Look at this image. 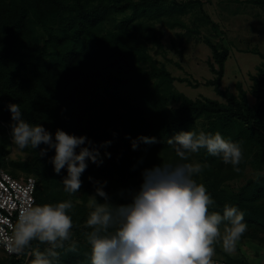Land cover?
<instances>
[{
    "label": "trees",
    "instance_id": "16d2710c",
    "mask_svg": "<svg viewBox=\"0 0 264 264\" xmlns=\"http://www.w3.org/2000/svg\"><path fill=\"white\" fill-rule=\"evenodd\" d=\"M226 1L264 10V0ZM202 4L199 0H0V168L14 177L24 173L36 178V205L72 200V233L80 238L86 240L84 233L91 231L85 227L92 210L87 204L96 181L107 182L104 191L108 195L116 192L118 205L127 204L126 196L137 186L144 169L194 161L202 165L201 173L194 178L206 186L215 201L210 211L223 214L228 204L244 213L248 227L240 243L264 237V174L260 171L256 177L245 179L252 162L258 161L264 168V63L256 75L250 76V93L257 100L252 107L241 83L237 84L238 94L222 88L229 57L226 46L205 38L213 52L214 62L209 66L215 75L205 85L213 87L224 102L176 93L175 81L194 88L201 83L176 79L149 53L150 44L163 47V31L155 27V22L184 28L181 16L196 6L218 33V25L203 11ZM188 33L192 34L190 30ZM171 102L178 105L171 107ZM9 104H19L23 118L32 125H42L53 139L60 129L77 137L86 136L100 151L103 163L97 166L87 161L78 193L64 191L67 169L55 173L50 162L54 149L43 157L39 155L46 145L37 149L28 146L23 150L30 159L11 162L10 171L5 168L4 158L12 142ZM198 121H205L206 127L198 129ZM181 131L220 132L225 139L239 143L243 151L238 166L241 171L235 172L231 164H224L206 149L191 154L188 161L180 160L168 140ZM139 137H155L157 142L138 141V149L133 150L132 143ZM106 152L110 158L104 155ZM242 179L245 182L237 191L224 189L225 184ZM78 243L75 252L68 251L66 244L58 249L59 264H90L87 240ZM42 245L33 241L22 259L5 255L1 264H31L26 261L27 254L34 258L33 249ZM213 260L253 264L246 255Z\"/></svg>",
    "mask_w": 264,
    "mask_h": 264
},
{
    "label": "clouds",
    "instance_id": "9594fccd",
    "mask_svg": "<svg viewBox=\"0 0 264 264\" xmlns=\"http://www.w3.org/2000/svg\"><path fill=\"white\" fill-rule=\"evenodd\" d=\"M12 143L23 150L41 144V157L50 149L55 150L51 159L56 174L67 169L63 180L64 191L75 195L82 187L81 176L88 167L87 161L100 166V151L86 136L77 137L57 129L55 138L42 125L26 121L19 104H9ZM156 143L155 137H139L133 141ZM110 141L106 145H110ZM177 156L188 161L189 156L206 149L207 153L233 166L237 173L243 159L239 143L225 139L220 132L181 131L168 140ZM79 152L77 153V150ZM110 158V153H105ZM142 162V161H141ZM202 171L200 163H177L154 166L142 172L143 183L132 194L131 202L113 204L104 191L107 182H95V195L89 197L92 211L84 233L90 246V264H215V245L221 239L223 225V250L232 254L237 243L247 231L244 213L237 207L224 205L223 214L210 211L215 204L204 184L194 178ZM91 181L92 178L90 177ZM101 198V203L97 198ZM79 203V198L76 200ZM72 200L58 204H29L20 210L13 235L3 238L10 254H23L33 241L46 244L43 251H36L31 264H59L58 249L72 240L73 218L69 214ZM73 241L68 251L75 252Z\"/></svg>",
    "mask_w": 264,
    "mask_h": 264
},
{
    "label": "rangeland",
    "instance_id": "374dc122",
    "mask_svg": "<svg viewBox=\"0 0 264 264\" xmlns=\"http://www.w3.org/2000/svg\"><path fill=\"white\" fill-rule=\"evenodd\" d=\"M177 1L185 3L191 0ZM199 1L203 2V11L218 25L219 32L212 30L211 25L207 24L203 18L201 9L196 6L181 16L180 20L186 25L184 28L180 26L171 28L163 21L155 22V27L163 31V47L159 48L157 45L150 44L149 53L159 64H164L176 79L187 78L201 83L199 87L194 88L187 85V83L175 81L173 90L176 93L185 94L191 99L207 97L224 102V99L217 96L213 87L205 85L206 81L215 78L209 66L210 61L214 62L213 52L206 44L205 38L211 39L216 45H224L229 49V57L225 64L222 88L229 90L233 94H238L237 84L241 83L244 89L248 91L249 104L252 107L255 106L257 100L250 93L253 85L250 76L256 75L258 68L264 63V10L251 4L229 3L226 0ZM189 30L192 32L190 35L188 33ZM177 105L178 103L176 102L170 103L171 107H176ZM206 124L205 121L196 122L198 129L206 127ZM8 149L4 160L6 162L5 168L9 171L11 170V162L26 161L31 158L27 151L19 150L12 142ZM193 163L196 162L194 161ZM260 171L264 174V168L260 163L258 161L252 162L248 166L245 179L256 177ZM21 175L24 177L25 174L21 173ZM245 179L225 184L224 189L231 193L237 191L244 184ZM142 183L143 177L138 180L137 186L132 192L126 196L129 199V203L131 202L132 194L140 189ZM92 195H95V192H92L90 196ZM117 195L116 192L109 194L113 204H118ZM80 197L81 194H78L79 202L81 201ZM88 205L89 202L87 204L89 208ZM91 211H89V214ZM221 233L223 236V229H221ZM222 236L215 245L216 254L213 258L226 259V256L241 255L243 257L246 255L250 260L249 262L264 264V237L261 238L259 236L257 240L238 242L236 251L228 254L223 250ZM73 241L76 244L78 241V244L86 242L85 238H80L73 233L72 240L65 242V244L69 246ZM47 247L48 245L43 244L40 248L33 249L32 253L36 251L43 252ZM30 255L31 253L27 254L26 261L31 262L34 259ZM5 259V254L0 250V264Z\"/></svg>",
    "mask_w": 264,
    "mask_h": 264
},
{
    "label": "built area",
    "instance_id": "2783aa9c",
    "mask_svg": "<svg viewBox=\"0 0 264 264\" xmlns=\"http://www.w3.org/2000/svg\"><path fill=\"white\" fill-rule=\"evenodd\" d=\"M2 101L0 99V106ZM37 180L33 176L14 177L0 168V250L9 258L22 259L23 254H10L3 243L4 237L14 232L20 210L29 204L36 205ZM215 264H227L214 260Z\"/></svg>",
    "mask_w": 264,
    "mask_h": 264
}]
</instances>
